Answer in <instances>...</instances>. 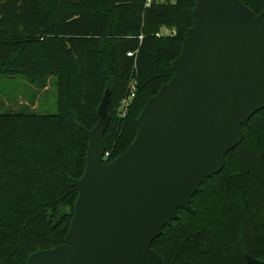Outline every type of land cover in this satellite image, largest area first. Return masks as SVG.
Masks as SVG:
<instances>
[{
    "label": "trees",
    "instance_id": "16d2710c",
    "mask_svg": "<svg viewBox=\"0 0 264 264\" xmlns=\"http://www.w3.org/2000/svg\"><path fill=\"white\" fill-rule=\"evenodd\" d=\"M241 1L264 10V0ZM195 2L0 0V77L43 87L55 76L57 84L54 114L0 112V264H26L63 243L79 193L72 180L86 165L81 127L97 123L108 92L107 162L128 147L143 105L173 76ZM131 81L135 94L123 108ZM242 132L223 169L191 197L195 213L179 209L151 243L160 264L264 260V108Z\"/></svg>",
    "mask_w": 264,
    "mask_h": 264
},
{
    "label": "water",
    "instance_id": "95a60500",
    "mask_svg": "<svg viewBox=\"0 0 264 264\" xmlns=\"http://www.w3.org/2000/svg\"><path fill=\"white\" fill-rule=\"evenodd\" d=\"M194 24L173 76L147 99L137 132L116 158L103 159L108 92L90 129L86 165L63 243L26 264H160L151 248L163 227L191 213V197L219 173L243 138L242 124L264 108V10L241 0H196ZM245 264H264L246 255Z\"/></svg>",
    "mask_w": 264,
    "mask_h": 264
},
{
    "label": "rangeland",
    "instance_id": "374dc122",
    "mask_svg": "<svg viewBox=\"0 0 264 264\" xmlns=\"http://www.w3.org/2000/svg\"><path fill=\"white\" fill-rule=\"evenodd\" d=\"M160 2L175 0H156ZM163 34H169L168 28H162ZM27 111L37 114H54L57 112L56 77L51 76L43 87H37L22 76L0 77V112ZM64 210L63 212L69 211ZM58 212L56 216L61 215Z\"/></svg>",
    "mask_w": 264,
    "mask_h": 264
},
{
    "label": "built area",
    "instance_id": "2783aa9c",
    "mask_svg": "<svg viewBox=\"0 0 264 264\" xmlns=\"http://www.w3.org/2000/svg\"><path fill=\"white\" fill-rule=\"evenodd\" d=\"M132 53L131 52H127V55H131ZM135 94V86H134V82L131 81L130 82V93L128 96H126L125 98L122 99V107L125 108L129 102L131 101L132 97L134 96ZM109 156V153L108 152H105L104 153V156H103V159H107V157Z\"/></svg>",
    "mask_w": 264,
    "mask_h": 264
},
{
    "label": "crops",
    "instance_id": "0c3cea01",
    "mask_svg": "<svg viewBox=\"0 0 264 264\" xmlns=\"http://www.w3.org/2000/svg\"><path fill=\"white\" fill-rule=\"evenodd\" d=\"M160 32H161V34H163V33H162V28H161ZM170 32H171V30H170ZM164 35H165V34H164Z\"/></svg>",
    "mask_w": 264,
    "mask_h": 264
}]
</instances>
